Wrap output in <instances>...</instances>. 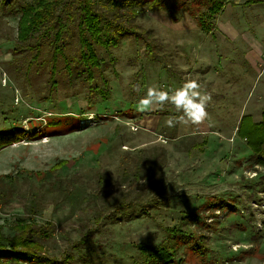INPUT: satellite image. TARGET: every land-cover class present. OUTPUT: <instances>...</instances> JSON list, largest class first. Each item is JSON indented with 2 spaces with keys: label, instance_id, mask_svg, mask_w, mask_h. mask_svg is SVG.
<instances>
[{
  "label": "rangeland",
  "instance_id": "rangeland-1",
  "mask_svg": "<svg viewBox=\"0 0 264 264\" xmlns=\"http://www.w3.org/2000/svg\"><path fill=\"white\" fill-rule=\"evenodd\" d=\"M22 1L0 8V132L31 134L0 149L4 235L35 222L58 264H146L139 244L163 240L178 251L171 264H264V166L237 133L243 115L264 110V0L228 3L212 32L183 8L143 12L149 45L127 36L99 50L95 83L108 82V98L60 72L53 84L42 59L19 61ZM187 78L211 96L199 124L170 104L137 111L148 87ZM191 211L202 220L184 222Z\"/></svg>",
  "mask_w": 264,
  "mask_h": 264
},
{
  "label": "trees",
  "instance_id": "trees-1",
  "mask_svg": "<svg viewBox=\"0 0 264 264\" xmlns=\"http://www.w3.org/2000/svg\"><path fill=\"white\" fill-rule=\"evenodd\" d=\"M248 4L258 0H246ZM233 0H24L19 5L17 44L14 53L21 51L19 61L28 66L42 59L48 66L53 84H59L60 72L68 81L77 78L88 81L92 92L108 98L110 88L95 83L102 74L100 48L120 45L123 38L132 36L137 41L150 44V38L135 19L150 9L176 10L183 8L196 19L198 26L208 32L217 28L216 18ZM10 0H0V8ZM147 32V31H146ZM17 58V57H16ZM21 64V65H22ZM33 64V63H32ZM237 133L247 140L264 166V110L262 119L255 121L251 114L242 116ZM31 134L23 127L0 132V149L17 143ZM204 143H207L205 140ZM63 160L53 165L62 166ZM184 222L198 223L200 214L188 212ZM0 224V264L8 261H27L34 264H58L47 254L46 246L36 237L49 238L51 232L36 224L19 219L15 225L19 229L12 237L3 233ZM180 233L182 239H193V232L181 227L168 228ZM170 240L157 245L139 244L140 262L146 264H171L178 254ZM142 260V261H141ZM138 261V263H140Z\"/></svg>",
  "mask_w": 264,
  "mask_h": 264
},
{
  "label": "clouds",
  "instance_id": "clouds-1",
  "mask_svg": "<svg viewBox=\"0 0 264 264\" xmlns=\"http://www.w3.org/2000/svg\"><path fill=\"white\" fill-rule=\"evenodd\" d=\"M201 85L196 79L187 78L185 82L174 90H164L158 86H150L145 94L141 96L137 104V111H151L154 106L163 107L173 105L177 112L182 113L181 121H191L199 124L207 117L206 105L211 96L201 92ZM169 120V126H175L181 122Z\"/></svg>",
  "mask_w": 264,
  "mask_h": 264
},
{
  "label": "crops",
  "instance_id": "crops-1",
  "mask_svg": "<svg viewBox=\"0 0 264 264\" xmlns=\"http://www.w3.org/2000/svg\"><path fill=\"white\" fill-rule=\"evenodd\" d=\"M233 2H234V1H233ZM233 2H232V3H233ZM258 2H259V0H258Z\"/></svg>",
  "mask_w": 264,
  "mask_h": 264
}]
</instances>
